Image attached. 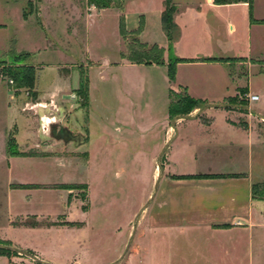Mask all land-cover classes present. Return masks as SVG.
Instances as JSON below:
<instances>
[{
	"label": "rangeland",
	"instance_id": "rangeland-1",
	"mask_svg": "<svg viewBox=\"0 0 264 264\" xmlns=\"http://www.w3.org/2000/svg\"><path fill=\"white\" fill-rule=\"evenodd\" d=\"M124 1L114 0L110 7L121 8ZM19 2L24 28L16 29L14 7L15 34L13 29L0 31V240L10 247L33 248L61 264H264L263 258L247 253L245 241H220L215 232L154 225L157 198L153 201L151 195L157 191V163H164L163 158L149 165L150 173L149 166L138 164L137 178L120 172L115 156L111 164L93 161L92 138L98 130L127 118L113 115L124 104L119 96L126 91L123 73L99 65L118 55L114 12L95 14L100 9L87 0ZM221 13L238 15L239 21L243 12L233 8ZM253 13H264L263 0L256 1ZM222 31L231 35L226 28ZM260 43L253 54L264 58V40ZM6 48L20 52L13 57ZM224 52L230 63L229 90L249 81L260 95L253 105L264 106L263 60L244 59L238 50ZM29 66L33 87L17 88ZM81 75L88 82L86 97ZM190 77L202 76L198 72ZM218 78L224 81L223 75ZM237 95L234 103L249 105L251 94ZM250 115L252 124L264 131V120ZM10 257L13 264H36L23 254Z\"/></svg>",
	"mask_w": 264,
	"mask_h": 264
},
{
	"label": "crops",
	"instance_id": "crops-1",
	"mask_svg": "<svg viewBox=\"0 0 264 264\" xmlns=\"http://www.w3.org/2000/svg\"><path fill=\"white\" fill-rule=\"evenodd\" d=\"M171 1L175 6L173 21L178 27V36L171 43L161 22L164 0H125L121 8L95 10V14L113 11L117 31L120 16L129 32L137 30L142 20L139 40L162 47L165 63H133L120 58L123 44L118 32L117 57L99 65L123 73L122 84L126 91L119 96L124 104L119 105L113 115L127 118L117 126L115 119L98 130L97 136L92 138V159L100 166L111 164L110 157L115 156L121 165L120 172L135 174L137 178V171L141 170L138 164L148 167L163 158L164 163H159L164 167L158 175L153 199L157 198L154 225L207 234L215 232L213 234H220V241H245L252 258L256 254L264 259V131L260 126L255 127L250 117V114L259 119L258 115L264 117V106L253 105L260 100V95L249 81L229 90L230 63L223 56L224 51L238 50L239 57L259 58L264 62L260 52L253 54V49L264 40V23H250L247 1L229 4H215L213 0ZM256 1H252V15L255 19H264V13H253ZM19 4V0H0V13L4 14L0 31L13 29L12 35L15 34L10 15L14 7L18 19L16 29L24 28L26 20L21 19ZM233 8L243 12L239 21L238 15L229 18L221 13ZM223 28L231 35L227 36ZM6 49L13 57L20 52ZM170 53L191 60L176 64L173 81L169 80L166 66ZM251 66L249 63V72ZM205 71L223 75L224 81L221 83L219 76L213 78ZM198 72L201 78L190 77ZM178 89H185L189 96L208 104H223L237 98L242 91L258 95V99L249 100V105H245L247 109L208 107L200 111L196 108L186 118L169 123V90L177 92ZM135 115L139 118H132ZM241 115L247 117L241 119ZM88 140L89 145L90 137ZM21 248L33 251L40 260L61 264L41 256L33 248ZM12 262L10 256L0 254V264Z\"/></svg>",
	"mask_w": 264,
	"mask_h": 264
},
{
	"label": "trees",
	"instance_id": "trees-1",
	"mask_svg": "<svg viewBox=\"0 0 264 264\" xmlns=\"http://www.w3.org/2000/svg\"><path fill=\"white\" fill-rule=\"evenodd\" d=\"M89 4L94 5L98 9L108 8L112 4L114 0H87ZM241 0H213L215 4H229L238 2ZM247 1L249 5V21L250 23H264V19H255L252 15V1L253 0H242ZM165 8L161 15V22L163 30L167 36L169 43H171L178 36V27L173 21V13L175 12V6L171 0H164ZM142 29V20L140 21L139 27L137 30L129 32L125 28V22L123 16L119 18L118 24V32L124 44V50L120 51V58L126 59L129 62L133 63H144V64H164L165 60L163 58V48L156 44H146L142 43L138 35ZM18 58V57H17ZM191 61L189 59L179 58L169 54L166 66H167V74L170 81L175 79V67L178 62ZM28 72V75L22 77L18 84L17 88H32L34 83V72L31 66L25 69ZM87 78L80 76V87L83 88L85 97L87 96ZM242 94L246 93V91H242ZM234 98H230L227 100L226 104H239L234 103ZM208 103L201 99H195L187 94L185 89L182 94H177L176 92L169 90V103H168V116L169 118H175L177 116L187 115L189 112L196 108H201ZM240 106H245L240 104ZM205 176V175H201ZM36 223L29 225L30 227H34ZM5 246L10 247V243L8 241L0 240V254L10 256L11 253H15L11 251ZM32 253L31 251L27 250ZM33 254V253H32ZM13 264V263H12ZM36 264H41L36 262Z\"/></svg>",
	"mask_w": 264,
	"mask_h": 264
},
{
	"label": "water",
	"instance_id": "water-1",
	"mask_svg": "<svg viewBox=\"0 0 264 264\" xmlns=\"http://www.w3.org/2000/svg\"><path fill=\"white\" fill-rule=\"evenodd\" d=\"M208 107H242L244 109H247L246 106H240V105H237V104H221V103L220 104H207V105H205V106H203V107H201L199 109H200V111H203L204 109H206ZM186 117H187L186 115L177 116V117L174 118V121L177 120V119H179V118H186ZM258 117H260L262 120H264V117L263 116H259L258 115ZM158 167H159L160 172H161L162 171V166H161L160 163L158 164ZM159 176H158V178L156 180V184L158 183ZM155 192H156V188L154 189V192L152 193L151 198L155 196ZM5 248H7V249H9L11 251H14V252H16L18 254L26 255V256L32 258L33 260H35L36 262H39L41 264H53V263H49V262H46V261H43V260L38 259L34 254L28 252L25 249H20V248H15V247H9V246H5Z\"/></svg>",
	"mask_w": 264,
	"mask_h": 264
},
{
	"label": "built area",
	"instance_id": "built-area-1",
	"mask_svg": "<svg viewBox=\"0 0 264 264\" xmlns=\"http://www.w3.org/2000/svg\"><path fill=\"white\" fill-rule=\"evenodd\" d=\"M257 99H258V95H256V94L249 95V100L254 101V100H257Z\"/></svg>",
	"mask_w": 264,
	"mask_h": 264
}]
</instances>
